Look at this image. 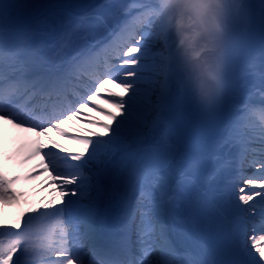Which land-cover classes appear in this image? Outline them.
Returning a JSON list of instances; mask_svg holds the SVG:
<instances>
[{
  "label": "snow or ice",
  "instance_id": "obj_1",
  "mask_svg": "<svg viewBox=\"0 0 264 264\" xmlns=\"http://www.w3.org/2000/svg\"><path fill=\"white\" fill-rule=\"evenodd\" d=\"M190 4L203 18L196 33L203 44L192 51L173 27L175 14ZM79 7L91 11L74 17L71 10ZM59 13L72 18V32L81 30L83 40L98 27L112 40L72 53L67 40L34 44L33 27L43 32ZM252 38L259 41L257 91L264 101V0L255 6L246 0H90L83 6L0 0V120L35 132L36 139L17 149V162L40 157L36 175L48 172L47 186H55L60 199V206L49 201L31 209L36 215L0 220V264H264V124L250 132L243 104L218 120L232 90L246 87L254 74L247 62L234 73ZM87 107L115 126L83 119L103 132L76 136L60 127L86 117ZM186 114L199 119L178 131ZM49 127L83 151L55 142L52 148L65 155L44 151L40 138ZM34 178L0 167V204H18L24 193L12 186ZM113 208L119 237L106 241L97 221ZM37 221H55L58 235L49 228L38 238ZM170 226L191 240L182 251L170 239Z\"/></svg>",
  "mask_w": 264,
  "mask_h": 264
},
{
  "label": "bare ground",
  "instance_id": "obj_2",
  "mask_svg": "<svg viewBox=\"0 0 264 264\" xmlns=\"http://www.w3.org/2000/svg\"><path fill=\"white\" fill-rule=\"evenodd\" d=\"M101 13L103 14V10L101 11ZM72 14L77 18L83 16L75 12H72ZM73 27L74 21L72 20V18L64 15L63 13H59L57 17L52 21L51 27L46 28L43 32L36 30L32 34L31 39L36 45H55L60 43L61 41L67 40L69 43L68 47L66 48V53H72L74 49L82 48L86 44L88 46H95L97 50H99L100 48H103L105 45H107L104 43V40L106 38H111L112 40V34L110 32L100 30V28L98 27L89 30L87 41H85L81 38L84 33L81 30L72 32ZM105 86L110 88L114 92H121V94H123L122 90L116 88L113 84H107ZM95 103L99 104L102 108H105L108 111L116 112V109L108 106L101 100H96ZM258 106L257 108H260ZM250 109H252V106L248 105L246 116L249 115ZM83 111L87 114L86 117L73 118L71 120L72 122H65L62 125L63 127L61 128L65 132L69 133L70 136L86 135L92 132H100L99 128L94 127L91 124L82 122L83 119L87 118H91L99 122H104L106 124H113V126H115L113 121H109L107 118L102 117L99 112L94 111L91 107H87ZM253 115H255V112H253ZM31 139H36L35 132H28L25 130V128L14 127L13 124L8 123L6 120H0V167L8 172L10 176H35L34 179L27 181L21 180L20 182L12 186L13 191L24 193V196L20 199V202L18 204H0V220H3L5 222H14L24 213H28V215H36L30 210L37 208L42 209L43 206L48 204L49 201H55L56 205L60 206L59 190L56 189L55 186H47L50 183L49 173L43 172L42 175H36V173L42 172V169L37 167V165L41 163L40 157H36L28 163L22 165L17 162L19 159L18 157H16L17 149H19L22 144L30 141ZM40 139L44 144V151L56 152L58 156H63L65 154L60 153L58 149H53L52 142L63 145L64 148L68 149L72 153L83 151L82 147L78 143L66 137H61L54 129L51 130L45 137H41ZM7 156L13 157V160H6L5 157ZM61 168L64 171H70V169L64 168L63 165H61ZM27 218L28 217L25 216V220H27ZM35 227L38 231V238H42L43 233L46 232L49 228L55 229L58 235L59 229L55 221H50L47 223H41L37 221ZM97 227L104 234V238L106 241H114L118 239L120 228L118 211L115 208L109 211L107 215L103 216L100 220L97 221ZM22 230L23 226L21 228V231ZM169 235L173 244L180 251L191 244V240L185 234L180 232L178 229L172 230L171 226ZM84 251H88L87 246L84 247Z\"/></svg>",
  "mask_w": 264,
  "mask_h": 264
},
{
  "label": "rangeland",
  "instance_id": "obj_3",
  "mask_svg": "<svg viewBox=\"0 0 264 264\" xmlns=\"http://www.w3.org/2000/svg\"><path fill=\"white\" fill-rule=\"evenodd\" d=\"M70 2L75 5H80V4L86 5L90 2V0H70ZM95 2L96 4L99 5L103 3L104 0H95ZM234 2L240 3L242 2V0H234ZM246 2L255 6V4L257 3V0H246ZM71 11L84 16L86 15L87 12L91 11V9L79 7V8H73ZM135 11L136 10L134 9L131 10L129 15L135 14ZM202 21H203V18L200 14V10L197 7H193L191 4L186 10L183 11L182 14L180 12H177L175 14L173 27L176 30L177 39H183L184 45L185 47L189 49V51L199 49L203 44V37L202 36L196 37V33L202 32ZM237 28L238 30L243 28L242 20L238 22ZM115 29L119 30V27H115ZM100 30H103V29L100 28ZM260 61H261V57L259 55V41L256 38H252L247 42V45L244 50V54L240 57H237L236 62L234 64V73L235 75L238 76L241 71V66L247 62V63H252L255 65V68L253 69L254 74L246 77V80H247L246 87H243V88L236 87L232 90V94L229 97L225 110L222 111L218 117V120L220 122H223L224 120L231 118L233 114V108L235 105L243 104L246 106L248 105L252 106V109H250L249 115L245 117V122L250 132L258 131L259 127L262 125L257 120L256 115H253V112H255V114L260 113V112L262 114L264 113L262 112V107H264V101L261 100L260 95L258 94V91H257L261 87V82L259 79V73L261 71ZM107 105L110 106L109 104ZM257 106L260 108H257ZM246 112H247V108H246ZM102 117H105L108 119L107 116L102 115ZM198 119L199 118L196 115L194 117H189V114H186L184 119L181 121H178L177 123L178 131L186 132L187 128L192 123L197 122ZM65 122L67 123L69 121L66 120ZM101 123H104V122H101ZM62 125H60V127H62ZM51 129L53 128L47 129V133H49ZM99 130L100 132L98 133L103 132L102 128H99ZM88 155L89 153H85V159L87 158ZM82 162L83 161H81V163ZM242 163H245V162L242 161Z\"/></svg>",
  "mask_w": 264,
  "mask_h": 264
},
{
  "label": "water",
  "instance_id": "obj_4",
  "mask_svg": "<svg viewBox=\"0 0 264 264\" xmlns=\"http://www.w3.org/2000/svg\"><path fill=\"white\" fill-rule=\"evenodd\" d=\"M194 115H191V117H193Z\"/></svg>",
  "mask_w": 264,
  "mask_h": 264
}]
</instances>
